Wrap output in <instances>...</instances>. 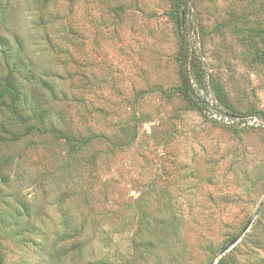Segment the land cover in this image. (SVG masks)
Instances as JSON below:
<instances>
[{
	"label": "rangeland",
	"instance_id": "374dc122",
	"mask_svg": "<svg viewBox=\"0 0 264 264\" xmlns=\"http://www.w3.org/2000/svg\"><path fill=\"white\" fill-rule=\"evenodd\" d=\"M190 17L235 119L176 93L172 0H0L4 264H264V0Z\"/></svg>",
	"mask_w": 264,
	"mask_h": 264
},
{
	"label": "trees",
	"instance_id": "16d2710c",
	"mask_svg": "<svg viewBox=\"0 0 264 264\" xmlns=\"http://www.w3.org/2000/svg\"><path fill=\"white\" fill-rule=\"evenodd\" d=\"M172 3L177 34L176 65L179 83L176 93L187 108L196 111L204 118H210L214 113L228 116L231 120L239 117L240 115L230 109L224 90L211 79V76L208 79L205 68L200 63L201 58L195 42L190 39L191 32L195 34L198 32L197 25L190 17L192 0H172ZM0 105L13 109V106L7 103L0 102ZM257 115L264 119V112H259ZM55 132L68 145V152H73L77 147V140L63 131ZM180 223L181 221L176 220V216H171L169 227L176 231ZM235 237L232 240H235ZM56 248L59 249V246ZM0 264L4 262L0 260Z\"/></svg>",
	"mask_w": 264,
	"mask_h": 264
}]
</instances>
